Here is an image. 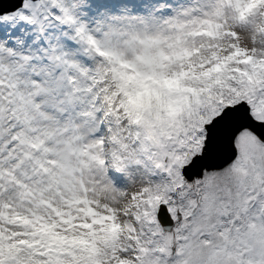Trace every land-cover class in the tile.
Here are the masks:
<instances>
[{
	"label": "snow or ice",
	"instance_id": "1",
	"mask_svg": "<svg viewBox=\"0 0 264 264\" xmlns=\"http://www.w3.org/2000/svg\"><path fill=\"white\" fill-rule=\"evenodd\" d=\"M0 264H264V0H0Z\"/></svg>",
	"mask_w": 264,
	"mask_h": 264
},
{
	"label": "rangeland",
	"instance_id": "2",
	"mask_svg": "<svg viewBox=\"0 0 264 264\" xmlns=\"http://www.w3.org/2000/svg\"><path fill=\"white\" fill-rule=\"evenodd\" d=\"M170 86L171 87H177L178 86V82L177 81L170 82Z\"/></svg>",
	"mask_w": 264,
	"mask_h": 264
}]
</instances>
